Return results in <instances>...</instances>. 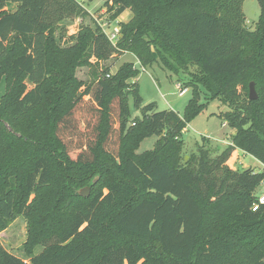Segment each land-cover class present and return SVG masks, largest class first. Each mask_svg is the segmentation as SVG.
<instances>
[{
	"label": "trees",
	"instance_id": "obj_1",
	"mask_svg": "<svg viewBox=\"0 0 264 264\" xmlns=\"http://www.w3.org/2000/svg\"><path fill=\"white\" fill-rule=\"evenodd\" d=\"M244 1L106 0L109 20L132 13L117 44L97 24L61 46L60 23L89 15L79 0H0V233L24 216L30 259L0 242V264H264V205L252 210L264 172L226 165L235 149L264 165V0L254 30ZM127 52L142 67L190 74L184 115L142 106L133 62L100 67L82 90L78 67ZM202 89L231 107L236 133L217 156L201 149L183 163L181 135L205 108ZM130 96L142 117L131 119Z\"/></svg>",
	"mask_w": 264,
	"mask_h": 264
},
{
	"label": "rangeland",
	"instance_id": "obj_2",
	"mask_svg": "<svg viewBox=\"0 0 264 264\" xmlns=\"http://www.w3.org/2000/svg\"><path fill=\"white\" fill-rule=\"evenodd\" d=\"M79 2L88 10L89 15L73 17L60 23L56 36L61 46H67L70 34H76L82 26L89 25L95 28L97 25L95 17L100 16L102 12L107 10L105 6L106 0H79ZM243 11L247 27L254 30L261 14L259 1L245 0ZM129 12L131 14L130 10ZM107 14L105 16H108ZM130 14L123 13L119 19L121 22H126L131 18L132 14ZM125 62H133L140 69L139 75L133 78L131 82H138L139 84L143 101L142 106L155 103L157 111L172 109L180 115H184L187 104L193 98V90L189 87L188 92L181 96L178 84L185 88L183 79L188 80L190 74L185 76L183 73H173L165 69L160 63L142 67L137 57L127 52L112 55L108 60L101 61L100 66H80L77 68L75 75L79 80L83 81V90L98 77L100 67H109L112 73H116ZM197 70V67H190V72H196ZM5 93L6 78L0 75V103ZM200 103L205 105L204 110L187 126L181 135V157L183 163H186L193 156H197L201 149L208 150L212 157L217 156L231 143V137L236 133V129L229 125L224 116L231 109L228 104L224 103L220 98L211 99L210 94L204 89L201 92ZM129 104L131 119L142 117V108L134 106L132 96L129 97ZM77 116H79V112H77ZM157 140L158 136L156 135L145 138L137 152L142 153L153 149ZM72 141L70 143L72 157H76L83 146L82 133L79 131ZM226 165L238 172L249 168L257 172H264V165L259 160L240 149H235L232 152ZM263 191L264 181L256 190V196ZM28 233V220L24 216H20L8 229L0 233V242L5 249L14 255L29 261L30 259L24 250ZM42 249V245L37 246L35 254L40 253Z\"/></svg>",
	"mask_w": 264,
	"mask_h": 264
},
{
	"label": "built area",
	"instance_id": "obj_3",
	"mask_svg": "<svg viewBox=\"0 0 264 264\" xmlns=\"http://www.w3.org/2000/svg\"><path fill=\"white\" fill-rule=\"evenodd\" d=\"M107 10L102 12L100 16L95 17L96 23L101 28L102 32L106 34L108 39L116 45L118 40L120 39L122 32H121V20L119 17L115 20H109L108 16H105ZM103 15V17L101 16ZM178 89H180L179 94L182 96L184 95L189 88H183L180 84H178ZM262 205H264V191L257 196V200L254 203L252 210L257 211Z\"/></svg>",
	"mask_w": 264,
	"mask_h": 264
},
{
	"label": "water",
	"instance_id": "obj_4",
	"mask_svg": "<svg viewBox=\"0 0 264 264\" xmlns=\"http://www.w3.org/2000/svg\"><path fill=\"white\" fill-rule=\"evenodd\" d=\"M257 98H258V94H257V91L255 89V83L252 82L251 85H250L249 99L250 100H255ZM97 179H98V177L95 178L92 183H95L97 181ZM79 192L83 196H89L90 195V192H91V187L90 186H86V187L80 189Z\"/></svg>",
	"mask_w": 264,
	"mask_h": 264
},
{
	"label": "crops",
	"instance_id": "obj_5",
	"mask_svg": "<svg viewBox=\"0 0 264 264\" xmlns=\"http://www.w3.org/2000/svg\"><path fill=\"white\" fill-rule=\"evenodd\" d=\"M17 7H18V4H17V3H9V4H8V9H9L10 11H15V10L17 9ZM104 9H105V8H104ZM124 14H130L129 10L125 11ZM131 14H132V13H131ZM131 14H130V15H131ZM130 15H129V16H130ZM121 17H122V15H121ZM131 17H132V16H131ZM126 22H127V21H126ZM74 34H75V33H74ZM71 35H73V33L70 34V36H71ZM70 36H69V37H70ZM187 92H188V91H187ZM187 92H186V93H187Z\"/></svg>",
	"mask_w": 264,
	"mask_h": 264
}]
</instances>
